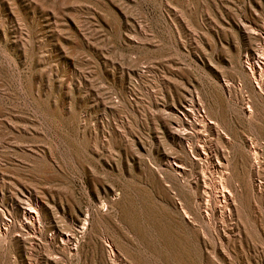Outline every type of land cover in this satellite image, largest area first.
I'll list each match as a JSON object with an SVG mask.
<instances>
[{
	"label": "rangeland",
	"instance_id": "rangeland-1",
	"mask_svg": "<svg viewBox=\"0 0 264 264\" xmlns=\"http://www.w3.org/2000/svg\"><path fill=\"white\" fill-rule=\"evenodd\" d=\"M0 264H264V0H0Z\"/></svg>",
	"mask_w": 264,
	"mask_h": 264
}]
</instances>
